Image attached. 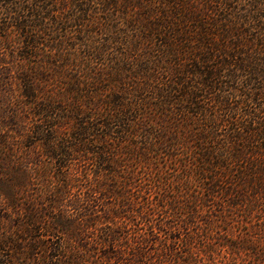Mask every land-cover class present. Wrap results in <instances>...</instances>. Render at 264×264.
Here are the masks:
<instances>
[{
	"label": "trees",
	"instance_id": "trees-1",
	"mask_svg": "<svg viewBox=\"0 0 264 264\" xmlns=\"http://www.w3.org/2000/svg\"><path fill=\"white\" fill-rule=\"evenodd\" d=\"M216 237L264 264V0H0V264Z\"/></svg>",
	"mask_w": 264,
	"mask_h": 264
},
{
	"label": "rangeland",
	"instance_id": "rangeland-1",
	"mask_svg": "<svg viewBox=\"0 0 264 264\" xmlns=\"http://www.w3.org/2000/svg\"><path fill=\"white\" fill-rule=\"evenodd\" d=\"M226 228V225L225 224H222L219 226V233L223 234V229ZM239 232V230L237 228H235V231L232 232L233 235H236L237 233ZM229 239L232 240V238L228 237ZM214 245H213V248L215 249V254L213 256V262L216 263V264H233V263H236V264H240V260H241V257H238L236 255H230V251L227 247H225V245H223V241L220 237H216V239H214L213 241ZM244 256V255H242ZM244 258H246L244 256ZM210 263V260H208V258H206V261H205V264H209Z\"/></svg>",
	"mask_w": 264,
	"mask_h": 264
}]
</instances>
